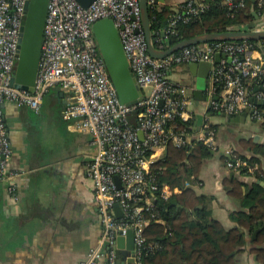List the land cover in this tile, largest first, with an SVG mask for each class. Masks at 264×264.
<instances>
[{
  "label": "built area",
  "instance_id": "obj_1",
  "mask_svg": "<svg viewBox=\"0 0 264 264\" xmlns=\"http://www.w3.org/2000/svg\"><path fill=\"white\" fill-rule=\"evenodd\" d=\"M26 2L0 0V181L10 182L8 191L12 192L17 175L7 168L12 151L1 105L12 103L38 111L48 91L58 88L64 101L62 118L74 119L75 129L88 133L95 148L87 177L103 228L97 247L88 251L81 264L103 260L117 264L116 240L128 231L134 234V251L128 258L132 264H141L142 233L149 223L145 214L154 218L150 212H154L155 199L168 201L181 192L178 187L159 184L155 163L164 157L169 145L188 149L193 141L219 153L216 132L207 115L194 138L178 127L177 120L188 123L193 119L190 106L195 88L174 79L175 75L184 66L209 63L206 113L233 117L248 109L251 120L262 121L263 112L256 103L264 105V41L210 42L154 58L147 51L140 0H95L86 9L75 0H48L38 72L30 92L10 86ZM163 2L147 0L149 9ZM223 4L231 16L244 7L243 1L224 0ZM257 5L262 9L263 0ZM171 8L174 14L167 29L152 31L151 26L150 44L156 51L169 49L177 22H191L205 5L204 0H182ZM254 15V27L238 31L264 32V12ZM102 19L112 20L118 32L128 68L142 93L136 105L119 102L98 51L92 28ZM135 111L138 113L133 117ZM222 154L227 157L224 165L229 171L246 169L253 174L259 169L233 155L231 149ZM115 205L121 209L120 218L115 215Z\"/></svg>",
  "mask_w": 264,
  "mask_h": 264
},
{
  "label": "crops",
  "instance_id": "obj_2",
  "mask_svg": "<svg viewBox=\"0 0 264 264\" xmlns=\"http://www.w3.org/2000/svg\"><path fill=\"white\" fill-rule=\"evenodd\" d=\"M181 2L163 3L174 6ZM197 75L196 69L185 66L174 77L195 88L190 106L195 119L192 138L207 115L205 100L195 97ZM63 106L62 94L54 87L44 96L38 111L12 103L2 108L12 151L7 168L17 175L12 192L8 191L10 182L0 181V264H81L99 243L103 225L87 177L95 148L88 133L75 129L74 119L62 118ZM208 118L216 129L219 153L211 152L201 160L197 181L193 177L185 179L183 169L178 174L185 187L207 198L211 217L230 230L235 227L230 216L239 210L237 200L227 194L230 181L240 183L243 192L254 183L264 188V182L227 170L221 160L223 150L231 149L249 158L241 141L264 143V133L246 109L229 119L212 114ZM178 188L180 195L183 189ZM252 247L247 242L235 264H257V256L249 252ZM117 255V264H132L121 250Z\"/></svg>",
  "mask_w": 264,
  "mask_h": 264
},
{
  "label": "trees",
  "instance_id": "obj_3",
  "mask_svg": "<svg viewBox=\"0 0 264 264\" xmlns=\"http://www.w3.org/2000/svg\"><path fill=\"white\" fill-rule=\"evenodd\" d=\"M235 1H243L244 7L231 16L223 4L224 0H204L205 8L191 22H177L169 38V46L206 33L238 31L254 22L255 12H264V0L262 9L258 8V0ZM173 14L168 5L161 4L149 9L152 31L167 29ZM258 108L263 112V119L255 122H259L264 133V105ZM137 113L133 112V117ZM210 114L218 115L207 112V116ZM177 124L193 135L194 118L188 123L179 119ZM210 127L216 132L214 125L210 124ZM241 144L250 157L235 151L233 155L243 158L248 164L258 165L259 169L253 174L241 169L237 174L264 182V143L255 144L249 139L241 141ZM210 154L209 149L200 142L193 141L188 149L169 145L164 157L155 163L159 184L166 183L171 188L178 186L183 191L168 201L155 199L154 212H150L155 215L154 218L145 214L149 223L142 233L144 251L141 264H235L236 257L245 250L247 242L253 246L249 252L257 256V264H264V188L254 183L249 191L243 192L240 183L235 179L230 181L227 194L237 200L239 210L230 216L235 227L225 230L211 217L207 198L185 187L184 179L178 174L183 169L185 179L193 177L197 181L199 164ZM221 160L225 163L227 157L222 155ZM172 200L177 202V206L171 205Z\"/></svg>",
  "mask_w": 264,
  "mask_h": 264
},
{
  "label": "water",
  "instance_id": "obj_4",
  "mask_svg": "<svg viewBox=\"0 0 264 264\" xmlns=\"http://www.w3.org/2000/svg\"><path fill=\"white\" fill-rule=\"evenodd\" d=\"M95 0H75L81 8H88ZM163 2V0H161ZM48 0H27L25 4V15L20 30L19 47L17 53V63L10 80V86L17 89H24L32 92L43 41V27L46 16ZM141 20L145 39L148 45V54L154 58H164L185 47L205 44L210 42H230V41H264V32L255 31H227L223 33H206L196 36L192 39L181 41L165 51H156L150 44V15L147 0H140ZM254 18H257L254 15ZM253 24L249 25L251 30ZM93 36L97 44L98 51L103 59L108 76L116 91L119 102L126 106L136 105L142 100V93L135 84L132 73L128 68V63L119 40L118 32L114 27L112 20L102 19L94 23ZM219 56H215V62H218ZM191 70H197L195 97L204 99L207 88V78L210 70L209 63H199L188 65ZM216 99V98H215ZM261 106V103H256ZM4 105H1L3 108ZM248 112V109H246ZM229 119L228 116L220 114ZM117 187H120L119 181L115 178ZM176 201L172 202V205ZM115 215L121 217L122 212L118 205L114 206ZM116 245L125 257L131 255L134 251V234L128 231L125 237H119ZM236 264H239L236 262Z\"/></svg>",
  "mask_w": 264,
  "mask_h": 264
},
{
  "label": "rangeland",
  "instance_id": "obj_5",
  "mask_svg": "<svg viewBox=\"0 0 264 264\" xmlns=\"http://www.w3.org/2000/svg\"><path fill=\"white\" fill-rule=\"evenodd\" d=\"M179 71H180V69H179Z\"/></svg>",
  "mask_w": 264,
  "mask_h": 264
}]
</instances>
